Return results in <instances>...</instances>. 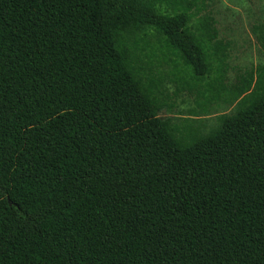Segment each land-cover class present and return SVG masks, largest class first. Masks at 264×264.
<instances>
[{"label":"trees","instance_id":"1","mask_svg":"<svg viewBox=\"0 0 264 264\" xmlns=\"http://www.w3.org/2000/svg\"><path fill=\"white\" fill-rule=\"evenodd\" d=\"M193 1L0 0V264H264V66L229 84ZM137 36L183 61L175 94L235 111L160 118Z\"/></svg>","mask_w":264,"mask_h":264},{"label":"rangeland","instance_id":"2","mask_svg":"<svg viewBox=\"0 0 264 264\" xmlns=\"http://www.w3.org/2000/svg\"><path fill=\"white\" fill-rule=\"evenodd\" d=\"M193 7L197 15L211 14L219 31V37L230 42L228 51L229 84L236 82L240 74L255 71L264 66V53L260 42L253 32V26L264 22V0H194ZM169 12L173 8L167 6ZM130 51L135 59L146 67L147 75L163 78L162 89L168 93L165 106L158 112L160 118L170 121L180 130L189 128L197 133L207 134L221 124L224 115L232 114L237 103H228L223 99L215 100L205 106L199 105L195 91H183L175 94L179 79L188 71L181 58L161 49L156 38L148 43L136 37L131 42ZM136 48V49H134ZM163 50L166 55H163Z\"/></svg>","mask_w":264,"mask_h":264}]
</instances>
